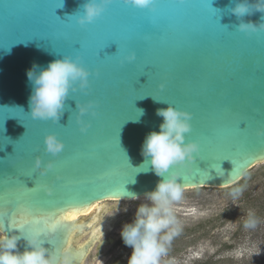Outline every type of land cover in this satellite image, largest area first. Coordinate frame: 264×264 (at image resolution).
Wrapping results in <instances>:
<instances>
[{
    "label": "water",
    "instance_id": "1",
    "mask_svg": "<svg viewBox=\"0 0 264 264\" xmlns=\"http://www.w3.org/2000/svg\"><path fill=\"white\" fill-rule=\"evenodd\" d=\"M235 2L159 0L151 23L145 11L114 0L101 17L80 26L75 16L85 0H64L63 7L62 0H0V214L13 200L55 224L80 209L75 219L60 220L50 230L58 248L40 239L49 250H69L74 264H87L110 202L143 197L162 179L151 165L146 172L137 168L146 159L144 139L163 122L156 110L168 104L192 114L186 142L200 146L193 163L170 169L179 173L183 188H223L264 173V32L236 29L240 21L229 11ZM262 15L254 11L242 19L258 24ZM112 41L119 42L118 52ZM130 51L136 60L128 63ZM65 55L90 71L89 86L69 93L58 123L32 119L27 70ZM89 102L95 115L81 117L90 125L82 133L77 103ZM137 109L144 115L134 122ZM49 133L65 145L56 156L45 151ZM36 157L42 167L53 163L47 175L35 168ZM93 211L96 222L88 223ZM0 226L21 237L20 252L25 236L34 234L11 228L7 220Z\"/></svg>",
    "mask_w": 264,
    "mask_h": 264
},
{
    "label": "clouds",
    "instance_id": "2",
    "mask_svg": "<svg viewBox=\"0 0 264 264\" xmlns=\"http://www.w3.org/2000/svg\"><path fill=\"white\" fill-rule=\"evenodd\" d=\"M113 2L114 0H85L82 5L83 11L75 16L76 23L80 26L93 23ZM121 2L125 6L145 11L151 23L158 18L159 0H121ZM179 2L184 3L185 0H179ZM63 4L64 0L61 7ZM229 11L240 21L236 26L238 31L245 34L264 32V15L261 16L262 22L258 24L251 21L245 23L242 19L246 15H252L254 11L264 13V0H253L252 3H249V0H236L235 6ZM124 59L128 63L134 62L136 52L130 51ZM26 75L32 85V93L29 97L32 119L51 120L58 123L69 93L87 89L91 73L80 63L79 58L74 59L72 56L65 55L61 59L49 62L44 68L34 64L27 70ZM77 109V123L81 125L80 131L84 133L90 125L81 117L90 111L92 115H95L93 102L87 105L77 103ZM137 110L139 116L132 119L134 122H139L140 117L144 115L142 109ZM156 115L162 117L163 122L159 125V132L152 131L144 139L141 152L146 159L137 169L146 172L151 165V170L162 179L157 182L154 190L144 194L146 201L151 203L139 204L133 222L126 223L120 232L123 243L132 249L128 264H161V258L167 254L168 246L180 231L171 205L182 199L184 191L178 182L179 173L170 169L177 165L193 163L200 153L197 142H186V134L191 132L192 114L190 112L168 104L166 109H157ZM44 144L45 151L52 156L61 153L65 147L64 142L54 133L44 137ZM34 164L42 176L47 175L48 170L54 167L51 161L42 167L40 157H36ZM212 168L218 175V170L214 166ZM219 171L224 172L221 167ZM24 186L28 190L37 187L36 184L32 188ZM40 187L46 194H51L50 187L46 185ZM241 192V188H233L231 195L237 198ZM256 224L254 214L249 212L244 227L255 228ZM20 239L18 235L9 236L4 227L0 226V264H74L75 258L69 250L58 252L45 248L39 234L25 236L27 246L23 252H20L17 247Z\"/></svg>",
    "mask_w": 264,
    "mask_h": 264
},
{
    "label": "rangeland",
    "instance_id": "3",
    "mask_svg": "<svg viewBox=\"0 0 264 264\" xmlns=\"http://www.w3.org/2000/svg\"><path fill=\"white\" fill-rule=\"evenodd\" d=\"M237 187L242 192L233 198L232 189ZM141 203L151 202L144 196L136 202H110L105 219L115 217L118 222L93 246L87 264H128L132 249L120 232L133 222ZM171 208L180 231L161 264H264V173L223 188L184 189L182 199ZM249 212L257 220L255 228L244 227Z\"/></svg>",
    "mask_w": 264,
    "mask_h": 264
},
{
    "label": "snow or ice",
    "instance_id": "4",
    "mask_svg": "<svg viewBox=\"0 0 264 264\" xmlns=\"http://www.w3.org/2000/svg\"><path fill=\"white\" fill-rule=\"evenodd\" d=\"M211 7V4L209 5ZM159 7V5H158ZM212 8V7H211ZM214 9V8H212ZM112 43L117 44V52L120 49V44L117 41H112ZM109 44H107L105 47H107ZM104 47V48H105ZM102 48L98 54L104 49ZM116 52V53H117ZM115 53V54H116ZM113 54V55H115ZM110 55V56H113ZM109 56V55H106ZM146 75V74H144ZM9 116H6L5 119H7ZM243 123V122H241ZM241 123L239 124V129L243 130V128L240 127ZM33 174L30 176L32 177ZM29 177V176H26ZM29 177V178H30ZM25 185V184H24ZM7 211L3 214H0V223L5 222L7 220L9 222V225L11 228H17L20 229L22 233H25L26 231L32 232L34 234H39L40 236L43 235L48 239V241L55 246V248H58L60 245L58 244V236L54 235L52 238H49L50 228L55 229L56 225L59 224L60 220H73L75 219V215L77 212L80 211V209H74L71 212H68L67 214L60 217V220H57L55 224H49L47 220L43 216L34 215L30 209L23 208L17 204L16 201L10 200L5 205ZM40 222H43V226L40 227Z\"/></svg>",
    "mask_w": 264,
    "mask_h": 264
},
{
    "label": "flooded vegetation",
    "instance_id": "5",
    "mask_svg": "<svg viewBox=\"0 0 264 264\" xmlns=\"http://www.w3.org/2000/svg\"><path fill=\"white\" fill-rule=\"evenodd\" d=\"M102 210H103V208L100 210V212H99V215H98V218H97V222L99 221V217H100V213L102 212ZM95 213V211H93V212H91L89 215H86V219L88 220V223H91V222H96L95 220H93V218H91L92 216V214H94ZM95 219V218H94ZM108 221H112L111 222V228L109 229V230H113L114 228V225L116 224V222H118V220L114 217V218H108V219H105V220H103V221H101V223H104V222H108ZM101 223H99V224H101ZM92 231V230H91ZM89 234H90V232H88L87 233V235L85 236V237H88L89 236ZM84 237V238H85ZM80 241H81V238L79 239ZM105 242V241H104ZM115 258H117V259H121V258H119V257H116L115 256ZM114 260V259H113ZM119 263H121V264H126V262L125 261H120ZM112 264H113V262H112Z\"/></svg>",
    "mask_w": 264,
    "mask_h": 264
},
{
    "label": "bare ground",
    "instance_id": "6",
    "mask_svg": "<svg viewBox=\"0 0 264 264\" xmlns=\"http://www.w3.org/2000/svg\"><path fill=\"white\" fill-rule=\"evenodd\" d=\"M183 189H188V188H183ZM139 199V197H137V198H133V199H125V200H130V201H134V202H136L137 200ZM111 222L112 221H108V222H104V224H103V228H102V231H101V233L98 235L99 237H100V239H101V236L106 232V231H108L112 226V224H111Z\"/></svg>",
    "mask_w": 264,
    "mask_h": 264
},
{
    "label": "trees",
    "instance_id": "7",
    "mask_svg": "<svg viewBox=\"0 0 264 264\" xmlns=\"http://www.w3.org/2000/svg\"><path fill=\"white\" fill-rule=\"evenodd\" d=\"M246 174V173H245ZM245 174H244V176H245ZM243 178V177H242Z\"/></svg>",
    "mask_w": 264,
    "mask_h": 264
}]
</instances>
